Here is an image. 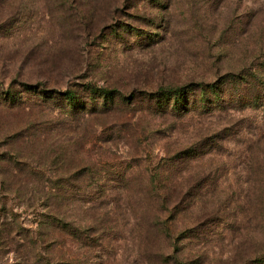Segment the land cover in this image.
I'll use <instances>...</instances> for the list:
<instances>
[{"label":"rangeland","instance_id":"374dc122","mask_svg":"<svg viewBox=\"0 0 264 264\" xmlns=\"http://www.w3.org/2000/svg\"><path fill=\"white\" fill-rule=\"evenodd\" d=\"M253 68L264 76V0H0V89L83 83L128 97ZM226 94L209 112L157 113L132 97L75 120L0 106V264L263 257L264 93L262 107L246 106V84ZM155 175L168 181L158 195ZM63 179L93 198L54 206L48 191ZM48 214L97 240L41 225Z\"/></svg>","mask_w":264,"mask_h":264},{"label":"trees","instance_id":"16d2710c","mask_svg":"<svg viewBox=\"0 0 264 264\" xmlns=\"http://www.w3.org/2000/svg\"><path fill=\"white\" fill-rule=\"evenodd\" d=\"M247 78H244L242 71L239 73L225 74L213 83L189 82L181 87L160 88L156 92H140L130 94L128 97L120 95L115 89L98 88L90 84L71 83L64 90L49 88L41 83L19 82L16 87L0 89V106L7 108H19L26 104L38 105L44 109L57 110L61 115L70 120H75L82 115L92 112H104L111 106H129L132 97H142L143 101L150 103L155 112L169 111L175 114L188 112H209L222 107L223 94H226L228 87L246 84L249 90L247 105L250 107L263 106L262 95L264 93V79L261 70L253 68L247 70ZM231 91V90H230ZM241 95V93H239ZM227 95V94H226ZM116 100V101H115ZM241 101V99H238ZM149 104V105H150ZM194 151L188 150L187 154L179 153L175 159H184L187 156L195 155ZM84 175H80L82 178ZM124 177H115L116 182ZM164 178V179H163ZM77 179V180H78ZM164 180V181H163ZM166 176L155 175L149 179L151 191L158 195L166 188ZM156 183L158 184L156 186ZM100 188H103L99 183ZM71 186V187H70ZM46 189V187H44ZM49 189V188H48ZM86 184L70 185L65 179L60 183L51 184L49 189V199L54 206L63 202L73 201L76 198L85 197L92 199L93 194L89 193ZM4 216V215H3ZM41 225L54 228L61 234L68 235L79 245L90 246L92 240L89 228H78L54 214H48L42 219ZM8 225L0 223V231L4 232ZM98 243V241H96ZM253 264H264V256L256 258ZM75 264V263H72Z\"/></svg>","mask_w":264,"mask_h":264}]
</instances>
